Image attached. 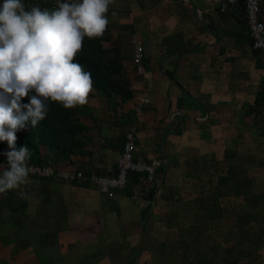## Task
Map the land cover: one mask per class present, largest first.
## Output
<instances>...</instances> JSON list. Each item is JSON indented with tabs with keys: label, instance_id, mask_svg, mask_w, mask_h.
<instances>
[{
	"label": "crops",
	"instance_id": "1",
	"mask_svg": "<svg viewBox=\"0 0 264 264\" xmlns=\"http://www.w3.org/2000/svg\"><path fill=\"white\" fill-rule=\"evenodd\" d=\"M106 16L102 45L120 51L132 94L92 85L87 103L71 108L78 146L65 156L38 147L41 165L85 180L28 174L14 209L12 190L0 193V264H264V57L244 1L113 0ZM132 123L134 160L161 163L148 191L134 195L129 180L108 197L89 177L116 174ZM9 150L0 143L6 163Z\"/></svg>",
	"mask_w": 264,
	"mask_h": 264
},
{
	"label": "clouds",
	"instance_id": "2",
	"mask_svg": "<svg viewBox=\"0 0 264 264\" xmlns=\"http://www.w3.org/2000/svg\"><path fill=\"white\" fill-rule=\"evenodd\" d=\"M112 2L66 0L54 10H26L22 0L0 2V141L10 149L0 193L18 188L29 174L31 150L16 148V132L29 120L32 127L44 120L49 101L65 109L87 103L91 73L74 61L85 37L104 34Z\"/></svg>",
	"mask_w": 264,
	"mask_h": 264
},
{
	"label": "trees",
	"instance_id": "3",
	"mask_svg": "<svg viewBox=\"0 0 264 264\" xmlns=\"http://www.w3.org/2000/svg\"><path fill=\"white\" fill-rule=\"evenodd\" d=\"M62 2L66 1L45 0L44 2H38L37 0H22L26 10H30L33 6H39L42 10H54ZM106 38L107 35L105 34L92 39L85 37L82 50L77 54L74 62L80 63L85 71L91 73L93 86L98 92L109 91L117 97L123 94L130 96L132 92L129 89V81L120 70L122 60L120 51L115 48L104 47L102 41ZM27 102L28 97L26 96L23 98L22 103ZM74 113L75 110L71 108L65 109L61 104L49 101V111L44 120L35 127H32L29 120L26 122L25 128L16 132V148L27 146L31 150V158L28 162L40 165L43 164L42 161L35 156L40 145L53 148L60 156L67 155L69 150L78 146L75 131H78L81 126L73 117ZM2 142L7 144V141H0V143ZM141 176H143L142 173L131 172L128 176V184L129 180L136 183ZM52 178L57 179L56 177ZM153 195H155V189L152 188L146 196L152 199ZM207 257L208 253L201 251L196 258L198 262H202ZM210 260L213 261V259ZM215 262H218V260Z\"/></svg>",
	"mask_w": 264,
	"mask_h": 264
},
{
	"label": "built area",
	"instance_id": "4",
	"mask_svg": "<svg viewBox=\"0 0 264 264\" xmlns=\"http://www.w3.org/2000/svg\"><path fill=\"white\" fill-rule=\"evenodd\" d=\"M237 2L238 0H224V2ZM245 4V16L249 34L253 38V47L260 49L264 57V23L260 20V0H243ZM133 45V62L137 74L142 75L145 72L144 65V48L137 35L132 36ZM148 99L141 98L136 111H139V106L147 102ZM135 123L130 124L125 134V141L120 155L117 157V170L114 176L107 175H91L89 180L95 184L99 193L105 194L108 197L114 196L118 189H124L128 186V176L131 172L142 173L140 180L132 185L134 195H140L143 191H148L153 184L154 171L160 166L159 159H153L150 162H138L133 158L136 142ZM7 163L0 158V167H6ZM29 175L50 178L57 176L62 180L73 181L76 179L85 180L86 177L78 171L55 170L52 166L28 164ZM147 181V185L143 186V182Z\"/></svg>",
	"mask_w": 264,
	"mask_h": 264
},
{
	"label": "rangeland",
	"instance_id": "5",
	"mask_svg": "<svg viewBox=\"0 0 264 264\" xmlns=\"http://www.w3.org/2000/svg\"><path fill=\"white\" fill-rule=\"evenodd\" d=\"M38 2H44L45 0H37ZM0 2H2V0H0ZM3 172H1L0 171V174H2ZM8 196H10L9 197V199H12V205H11V207L14 209L15 208V203H14V198H13V189H12V191H11V194L10 195H8ZM11 210V212L8 210L7 212H5L4 211V215H5V217L4 218H6V220L7 221H9V222H11V221H13V217L12 218H9L8 216L9 215H11L12 213H13V211L14 210ZM3 210H4V208H3ZM7 210V209H6ZM15 216V215H14ZM27 220H29V219H25V221H27ZM26 225H28L29 226V229H30V227H32L33 226V224H32V226H30L31 225V220H29L28 222H27V224Z\"/></svg>",
	"mask_w": 264,
	"mask_h": 264
},
{
	"label": "water",
	"instance_id": "6",
	"mask_svg": "<svg viewBox=\"0 0 264 264\" xmlns=\"http://www.w3.org/2000/svg\"><path fill=\"white\" fill-rule=\"evenodd\" d=\"M199 19H200L201 21H203V19H201V17H199Z\"/></svg>",
	"mask_w": 264,
	"mask_h": 264
}]
</instances>
